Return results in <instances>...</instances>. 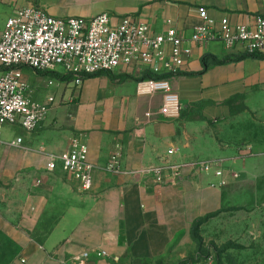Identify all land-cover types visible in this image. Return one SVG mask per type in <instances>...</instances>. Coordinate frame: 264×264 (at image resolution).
I'll return each mask as SVG.
<instances>
[{
	"label": "crops",
	"instance_id": "0c3cea01",
	"mask_svg": "<svg viewBox=\"0 0 264 264\" xmlns=\"http://www.w3.org/2000/svg\"><path fill=\"white\" fill-rule=\"evenodd\" d=\"M24 8L63 20L132 17L156 34L172 26L189 37L201 24L200 8L215 22L227 17L231 24L242 25L264 14V0H0V33L6 20ZM204 56L218 61L237 57L216 43L194 49L182 75L170 79L183 107L177 120L161 115V94L139 95L140 78L117 71L81 83L78 91L74 82L61 83L44 104L49 112L37 131H19L24 149L8 146L11 137L3 140L0 179L7 183L15 184L26 171H48L50 157L70 151L78 139L96 167L92 190L52 225L47 219L49 198L41 193L53 188L41 185L17 215L0 218V236L13 248L6 264H62L86 251L92 253L88 264H171L169 251L185 245L191 226L224 214V188L253 185L255 199L264 197V146L239 143L233 133L215 134L211 119L195 118L191 112L201 103L225 104L251 93L261 80L257 72L246 75L245 70L260 69L264 61L247 59L205 69ZM213 114L209 110L204 116ZM114 158L118 172L109 171ZM204 163H216L222 176L194 175L193 169ZM170 164L182 167L181 178L158 185L151 170ZM98 251L107 256L96 258Z\"/></svg>",
	"mask_w": 264,
	"mask_h": 264
},
{
	"label": "built area",
	"instance_id": "2783aa9c",
	"mask_svg": "<svg viewBox=\"0 0 264 264\" xmlns=\"http://www.w3.org/2000/svg\"><path fill=\"white\" fill-rule=\"evenodd\" d=\"M198 15L201 24L185 37L172 26L164 33L156 34L147 24L132 17L115 21L105 14L90 20H63L38 8L18 10L6 20L0 33V153L6 144L3 141L6 127L33 134L49 112L32 96L23 69L71 77L78 87L90 76L124 71L140 78L139 95L161 94V115L174 121L180 118L183 107L170 80L144 77L180 76L194 49L212 43L221 45L224 51L237 57L264 56V14L253 17L252 23L242 25L231 24L227 17L215 22L204 8L198 10ZM8 146L21 149L24 140L14 136ZM171 155L173 151L169 152ZM116 160L113 159L109 171H119ZM59 168L71 175L83 192L92 190L96 167L89 161L88 148L80 139L73 141L70 151L50 157L48 171L55 172ZM151 173L158 185H171L181 178L182 167L170 164L166 169H153ZM193 174L209 179L222 176L216 163L198 165ZM95 256L103 259L107 255L98 251ZM91 257L92 253L86 251L62 264H88ZM182 264L214 263L207 259Z\"/></svg>",
	"mask_w": 264,
	"mask_h": 264
},
{
	"label": "rangeland",
	"instance_id": "374dc122",
	"mask_svg": "<svg viewBox=\"0 0 264 264\" xmlns=\"http://www.w3.org/2000/svg\"><path fill=\"white\" fill-rule=\"evenodd\" d=\"M247 68L246 75L257 72L261 81L251 93L233 100L230 104H206L201 111L195 110V118L208 117L216 125L215 134L233 133L236 141L250 146H264V66L260 69ZM32 96L38 102L49 103L60 84L68 85L72 79L61 76L37 75L33 71L22 70ZM117 72V71H116ZM86 78L81 81H90ZM52 82V85L48 84ZM76 85V84H75ZM78 91V86H75ZM47 104V103H46ZM213 115H205V111ZM50 117V116H49ZM48 117V118H49ZM9 131L10 133L6 132ZM20 129L6 127L3 140L14 136L23 137ZM8 133V134H7ZM237 136V137H235ZM235 141V142H236ZM21 149H24L21 148ZM64 172V171H63ZM15 184L0 179V218L15 216L29 196L39 194V186L53 188L43 192L49 198L47 211L48 225L59 219L71 207L76 206L83 192L69 174L64 172L26 171L15 178ZM257 191L253 185L224 188L223 215L203 219L189 230V238L181 248H173L169 256L171 264L206 261L214 264H264V197L255 199ZM264 193V192H263ZM13 248L0 236V264H6L12 256Z\"/></svg>",
	"mask_w": 264,
	"mask_h": 264
},
{
	"label": "trees",
	"instance_id": "16d2710c",
	"mask_svg": "<svg viewBox=\"0 0 264 264\" xmlns=\"http://www.w3.org/2000/svg\"><path fill=\"white\" fill-rule=\"evenodd\" d=\"M247 59H255V60L264 61V56H245V55L244 56H240V57H231V56H229L228 58H226L225 60H222V61H218V59H216L214 57H211V56H204L202 58V62H203V65H204L205 69H207L209 66H221V65H224V64H227V63H238V62H241V61H244V60H247ZM27 70H29V69H27ZM34 73H36L37 75H40V76L44 75V74H42L40 72H37V71H34ZM111 74L112 73H100V74H96L94 76H90L88 78H97V77H101V76H109ZM145 78H154V79H157V80H160V79L170 80L173 77L170 76V75H164V76H157V77L148 76V77H144V79ZM63 79L66 80V79H72V78L71 77H64ZM70 82H72V81H70ZM242 97L243 96L234 97L231 100L225 102V104H230L233 100H235L237 98H242ZM204 105H206V103H201V104L192 106L191 107V112L194 113L195 110L201 111L204 108ZM221 213H224V212L222 211Z\"/></svg>",
	"mask_w": 264,
	"mask_h": 264
}]
</instances>
